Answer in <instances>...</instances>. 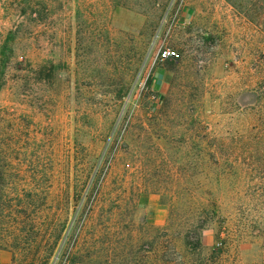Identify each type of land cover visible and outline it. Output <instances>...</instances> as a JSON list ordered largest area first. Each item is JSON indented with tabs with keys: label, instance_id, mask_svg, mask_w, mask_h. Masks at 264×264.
Returning a JSON list of instances; mask_svg holds the SVG:
<instances>
[{
	"label": "rangeland",
	"instance_id": "1",
	"mask_svg": "<svg viewBox=\"0 0 264 264\" xmlns=\"http://www.w3.org/2000/svg\"><path fill=\"white\" fill-rule=\"evenodd\" d=\"M7 38L0 153L37 230L0 264H264V0H0Z\"/></svg>",
	"mask_w": 264,
	"mask_h": 264
},
{
	"label": "trees",
	"instance_id": "2",
	"mask_svg": "<svg viewBox=\"0 0 264 264\" xmlns=\"http://www.w3.org/2000/svg\"><path fill=\"white\" fill-rule=\"evenodd\" d=\"M29 8L30 12L36 16L37 13L35 9L33 7ZM11 40V38L5 39L0 46V87L6 71L3 66H7L14 56V47L12 46ZM8 187L9 184L6 175V162L5 158L0 153V245L18 249L23 243V239L30 234L29 232H34L37 229L32 227L28 232L23 229V231H21L18 219L14 217L15 214H17L16 208L18 205L15 204L14 199L13 203L10 201V198L8 197ZM33 195L34 193L31 192L26 194V196L30 197ZM37 208L39 207L37 206ZM35 211L36 212L31 215V218H29L30 224L35 220L37 210L35 209ZM199 229H195V232H189L186 235V245L191 249H198L201 247L200 235L198 233ZM22 237L23 239H21ZM58 240V238H55L51 245H47V254L43 257L44 262L48 261V259H50L53 255ZM9 242H11V244Z\"/></svg>",
	"mask_w": 264,
	"mask_h": 264
},
{
	"label": "built area",
	"instance_id": "3",
	"mask_svg": "<svg viewBox=\"0 0 264 264\" xmlns=\"http://www.w3.org/2000/svg\"><path fill=\"white\" fill-rule=\"evenodd\" d=\"M175 55V53L169 49H166L164 51L161 52V58L162 59H168L171 58Z\"/></svg>",
	"mask_w": 264,
	"mask_h": 264
}]
</instances>
